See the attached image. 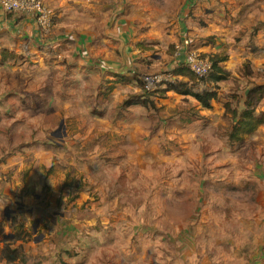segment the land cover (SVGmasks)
<instances>
[{"label":"crops","instance_id":"crops-1","mask_svg":"<svg viewBox=\"0 0 264 264\" xmlns=\"http://www.w3.org/2000/svg\"><path fill=\"white\" fill-rule=\"evenodd\" d=\"M43 1L53 12L49 33L37 25L34 17L0 8V126L5 124L3 135L17 125V115L23 114L26 119L36 110L39 114L35 112V117L40 118L45 132H48V128L54 130V126L44 120L48 117L70 116L76 106L85 111L84 104L89 101L100 102L105 107L107 99L115 93L130 94L127 89L133 88V94H140L138 77L144 83L143 76L147 74L169 76L167 72L185 65L175 47L183 44L184 37H190L191 30H201L198 26L204 28L206 35H215L223 44L238 37L247 43L253 35L264 39V22L252 18L254 12L251 11L259 3L264 10V0ZM223 54L228 55L229 63L230 55L228 52ZM113 74L130 77V82L116 83L113 92L105 97L102 91L107 90L106 85ZM169 78L172 82L173 78ZM178 79L189 82L185 76ZM167 95L173 104L183 100V95L174 90L168 91ZM123 99L114 104L116 108ZM189 102L201 106L194 99ZM17 109L23 112L15 114ZM183 111L174 110L171 117L176 120ZM139 112H145L149 117L147 111ZM101 113L108 117L111 111ZM118 115L120 123L116 130L125 133L127 125L123 119L126 115L121 112ZM201 118L196 119L202 123ZM188 122L186 127L172 129L177 131L175 137L180 144L187 141L199 143L197 154L202 163L195 165L186 159L183 164H177L182 169L179 171L174 167L175 183H180L175 190L170 183L163 180L159 183L156 178L160 174L155 175L150 181L162 188L167 187L168 193L163 194L161 189L151 199H141L137 205L139 223L125 230L123 236L121 228L127 224L122 219L125 194L122 175L115 177L120 171L113 175L104 174L106 203L114 210L113 214L109 213L110 222L107 224L114 223L118 228H112L110 240L98 237L92 244L96 246L94 249L86 247L81 250L74 264H97L100 254L104 259L99 264H264V222L256 218V209H252L249 203L223 198L225 207L221 209L224 216H216L212 203L217 200L204 190L211 181L222 177L219 179L221 183L233 180L238 185L234 191L259 188L264 191V155L250 142L254 138L242 146H231L226 127L203 129L193 126V120ZM18 125L29 126V123L18 121ZM156 127L157 123L151 127L152 134ZM144 130L147 133L146 128ZM146 143L155 150L161 149L157 136ZM186 149L196 148L188 146ZM181 153H185L182 145ZM77 155L78 160L84 158ZM87 158L83 163L90 165L94 161L95 172L99 171L102 161L94 156ZM13 159L17 161L15 166L25 165L24 157ZM73 162L74 158L65 159L64 164ZM209 165L222 173L206 175L204 171L210 168ZM184 167L188 172L183 171ZM149 168L150 165H144L142 171ZM225 170L227 172L223 173ZM2 175L0 181L6 178ZM183 184L188 185L185 190L189 191L192 202V207H188L191 213L176 218L167 210L165 197L174 196ZM146 185L145 194L149 192ZM207 196L208 202L205 201ZM136 204L138 202L133 199L129 206ZM257 208L264 210L261 205ZM115 214L116 218L121 217L122 227L111 219ZM235 252L237 257H234ZM4 261L7 260L4 258Z\"/></svg>","mask_w":264,"mask_h":264},{"label":"rangeland","instance_id":"rangeland-1","mask_svg":"<svg viewBox=\"0 0 264 264\" xmlns=\"http://www.w3.org/2000/svg\"><path fill=\"white\" fill-rule=\"evenodd\" d=\"M261 5L259 3L258 6L252 7V18L264 22V10ZM197 28L202 31L191 30L189 34V40L196 51L201 55L228 52L231 58V61L228 63V59L225 64L230 73L228 79L211 83V88L206 85L198 88L199 91L208 88L218 93L213 108H199L194 102L184 101V96L183 100L173 104L166 94L155 100L160 107L159 111L147 110L149 117L147 113L139 112V106L122 110L121 113L126 115L123 121L127 125V132L124 133L122 130H116L120 118L119 109L114 104L126 95L117 92L107 99L105 107L100 102L95 104L94 101H89L84 104L85 111L76 106L70 116H51L44 119L54 126V130L48 128V132H45L44 123L41 125L40 118L35 117L36 110L26 119H23V114L15 116L17 125L6 130L4 135L5 124H1L0 174L6 178L0 181V264L4 263L9 246L19 250L18 253L21 254L20 260L9 264H74L81 250L86 247L94 249L96 246L93 247L92 244L101 233L110 234L104 231L118 228L114 223L107 224L110 222L109 213L113 214L114 210L106 203L108 197L104 194V174L113 175L120 171L115 177L122 175V189L125 193L122 198V219L127 224L125 228H121L123 236L125 230L139 223L137 205L141 199H151L153 195L159 194L161 189L163 194L168 193L167 187L162 188L161 185L157 186L151 182L155 175L160 174V177L156 178L159 183L162 180L170 183L175 190L180 183H175L174 167L180 171L182 168L177 164H183L186 159L192 160L195 165L202 163L197 154L200 150L199 143L187 141L180 144L176 139L177 131L174 132L172 128L186 127L191 120L194 121L193 126L203 129L228 126L223 120L225 103L232 100L236 105L237 102L232 99L234 95L240 98L248 88L257 83H264V39L253 35L247 43L243 42L242 37H238L235 41L223 44L224 42H218L215 35H206L204 28ZM167 74L169 76L165 75L163 88L174 81L170 82L171 75L168 72ZM134 90L127 89V92L133 94ZM260 106L264 110V102H261ZM103 110L111 111L108 117L102 115ZM174 110L178 113L184 110L176 120L171 117ZM192 111L197 113V116ZM19 112L23 111L17 109L15 114ZM198 116H202L204 122H198ZM18 121L22 124L29 123V126H19ZM155 123L157 127L152 134L151 127ZM109 126L111 128H108ZM156 136L162 150L148 147L146 143V140ZM253 138L250 142L264 155V126L247 140ZM181 145L185 153H181ZM100 146L105 150L98 149ZM188 146H195L196 149H186ZM77 154L84 158L78 160L75 158ZM88 156L102 161L99 171L95 172L94 161L90 165L83 163ZM257 156L259 157L258 153ZM15 157H24L25 165L15 166ZM71 158H74L73 163L64 164L65 159ZM144 165H150V168L142 171ZM124 167L126 170H123ZM209 167L206 172L203 170L206 175L222 173L213 165ZM183 171L188 172L186 167ZM226 172L225 170L223 173ZM142 174L151 178L144 179ZM221 178L214 179L208 188H203L217 200L212 203L214 215L224 216L221 209L225 207L224 198L249 203L258 213L256 218L264 222V210L257 208L260 205L264 208V191L260 188L234 191L238 185L233 180L221 183ZM146 184L149 186L147 194ZM187 187V184H183L174 196L165 197L167 210L176 218H183L191 213L188 207H192V202L189 200V191L185 190ZM133 199L138 204L129 206ZM208 200L209 197H205V201ZM97 210L100 213H96ZM116 215L111 219L122 227L121 217L116 218ZM137 236L139 237V234ZM257 240L260 241L259 238ZM234 257H237V252ZM103 259L100 254L97 264L103 262Z\"/></svg>","mask_w":264,"mask_h":264},{"label":"trees","instance_id":"trees-1","mask_svg":"<svg viewBox=\"0 0 264 264\" xmlns=\"http://www.w3.org/2000/svg\"><path fill=\"white\" fill-rule=\"evenodd\" d=\"M254 52L257 49H252ZM208 56V55H207ZM210 60L213 62L212 71L204 78L198 77L196 73L191 71L185 65L179 66L178 69L169 71L174 80L167 87L159 89L157 91H146L142 78L138 77L137 80L141 86L140 94H127L123 101L118 105L119 112L122 110H129L130 108L139 106V110H150L157 112L160 107L155 103V99L158 97L166 96L167 92L174 90L184 96V101H190L191 99L196 100L203 108H213L214 102L218 99V93L213 89H204L199 91L198 88L201 86H210L211 83L222 82L229 77V71L226 69V61L228 55L219 53H209ZM179 76H185L189 78V82L185 83L178 79ZM130 77H125L119 74H113L112 79L108 81L107 90L102 91V94L108 96L116 88V83H129ZM211 88V86H210ZM104 92V93H103ZM234 101L230 100L225 103V113L223 120L228 123L225 133L227 134L228 143L231 146H242L246 144L247 138L254 134L260 127L264 126V110L261 108V102H264V83H257L252 87L248 88L246 93L238 98L237 95L232 97ZM45 189H47L45 185ZM106 230H109L106 232ZM103 234L101 233L100 238L110 240L112 235V229H106ZM25 241V239H23ZM19 250L13 249L10 246L7 248L5 253V259L8 264L15 259H21ZM79 254V253H78Z\"/></svg>","mask_w":264,"mask_h":264},{"label":"built area","instance_id":"built-area-1","mask_svg":"<svg viewBox=\"0 0 264 264\" xmlns=\"http://www.w3.org/2000/svg\"><path fill=\"white\" fill-rule=\"evenodd\" d=\"M0 8L6 11L35 18L44 32L49 33L53 25V12L49 10L43 0H0ZM178 56L183 58L185 66L200 77L207 76L213 68L210 56L201 55L193 48L189 37H184L183 44L175 47ZM164 74H147L143 76L146 91H157L164 87Z\"/></svg>","mask_w":264,"mask_h":264},{"label":"water","instance_id":"water-1","mask_svg":"<svg viewBox=\"0 0 264 264\" xmlns=\"http://www.w3.org/2000/svg\"><path fill=\"white\" fill-rule=\"evenodd\" d=\"M3 264H7V261H4V263Z\"/></svg>","mask_w":264,"mask_h":264},{"label":"flooded vegetation","instance_id":"flooded-vegetation-1","mask_svg":"<svg viewBox=\"0 0 264 264\" xmlns=\"http://www.w3.org/2000/svg\"><path fill=\"white\" fill-rule=\"evenodd\" d=\"M198 77H200V76H198ZM204 77H206V76H204ZM204 77H200V78H204ZM44 234V233H43Z\"/></svg>","mask_w":264,"mask_h":264}]
</instances>
